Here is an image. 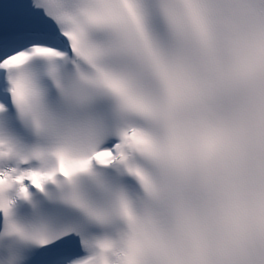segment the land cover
<instances>
[{"label": "snow or ice", "instance_id": "snow-or-ice-1", "mask_svg": "<svg viewBox=\"0 0 264 264\" xmlns=\"http://www.w3.org/2000/svg\"><path fill=\"white\" fill-rule=\"evenodd\" d=\"M0 264H264V0H0Z\"/></svg>", "mask_w": 264, "mask_h": 264}]
</instances>
